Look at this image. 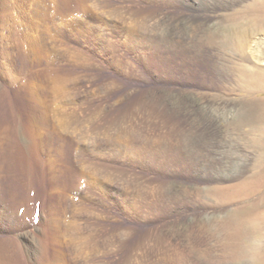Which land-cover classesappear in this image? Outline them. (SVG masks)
I'll return each mask as SVG.
<instances>
[{"label":"rangeland","instance_id":"374dc122","mask_svg":"<svg viewBox=\"0 0 264 264\" xmlns=\"http://www.w3.org/2000/svg\"><path fill=\"white\" fill-rule=\"evenodd\" d=\"M142 11L152 24L174 18L168 38L178 52L161 73L159 34L151 36L157 42L129 41ZM223 14L222 6L184 1L0 0V264H161L159 237L184 250L189 264H260L225 261L219 237L194 229L218 209L194 208L183 187L232 181L198 170L217 166L209 145L222 138L203 108L211 99L194 94L210 93L213 63L207 53L188 60L191 76L177 65L196 53L193 36ZM126 112L129 120L118 119ZM171 126L189 135L182 154L195 172L153 162L150 148L142 159L125 153V130L153 139ZM160 178L172 186L169 196L185 199L168 214L152 205Z\"/></svg>","mask_w":264,"mask_h":264},{"label":"bare ground","instance_id":"6f19581e","mask_svg":"<svg viewBox=\"0 0 264 264\" xmlns=\"http://www.w3.org/2000/svg\"><path fill=\"white\" fill-rule=\"evenodd\" d=\"M159 1L173 3L184 1L211 10L219 5L224 9L222 18L207 22L204 28L201 27V32L193 36L191 47L197 49L196 53L181 55L177 65L185 68L189 74L190 65L187 64V61H198L206 53L213 63L212 69L216 78L208 83L210 93L206 95L204 93L194 94L200 98L206 96L211 99L203 103V108L211 120L215 122L217 128L221 129L219 134L222 138L219 142L214 141L209 145L216 154V156L214 155L215 158H212L218 162L217 166L214 164V167L207 168L206 165H202L198 170L202 172L203 176L217 177L220 180L227 178L228 180L232 179V181L227 182L226 180L224 182L222 180L215 184L206 185L196 183L183 187L186 189V194L193 196L194 208L205 204L204 206L218 209L214 213L206 214L205 217H208L206 220L199 221L202 216L199 217L200 219L194 224V229L201 233L213 235L215 238L219 237L217 238L220 239L218 242L224 249L223 259L225 261H242L250 258L264 264V0ZM145 11L134 14L139 19L130 23L129 41L131 45H137L138 41L136 43V40L146 35L147 39L155 42L156 39L151 36L157 32L159 34V54H166L165 57L157 58L158 61L154 63L157 71L159 70L161 73L166 70L165 67H168L169 61L167 60L175 59L173 56H176L178 52L176 44L169 46L171 47L169 49L165 47L163 49L169 40L170 26L174 18L161 15L159 16V24H157L158 22L152 24ZM157 44L154 43L156 46ZM160 58L162 59L160 60ZM121 66L128 71L131 69H129L130 66L133 67V64L126 62L125 65L121 64ZM189 75L191 76V74ZM129 115V112H126L123 117L118 119L129 120ZM221 123H225L222 128L219 127ZM176 128V126H171L168 135L161 138L156 136L153 139L145 138L144 133L138 129L125 130L123 132L124 139H121L124 141L122 143L126 147L132 146V149L126 150L125 153L135 152V158L142 159L145 150H147L144 148H150L153 162L159 160V163L165 164V167L166 164L169 165L170 163L174 166V169L171 168L174 172L185 174L195 172L190 160L182 154V150L189 142V135L182 130H176ZM128 138L132 142L127 143V145ZM172 138L175 139L172 140ZM108 143L114 148L119 146V141L117 142L112 137H109ZM149 159L151 160V158ZM82 172H87V170H82ZM87 174L83 175L82 178H86ZM94 174L99 175L98 172ZM235 178L237 180H234ZM162 179H159V188L154 189L155 197H152L151 200L152 205L156 208L159 205V212L165 214L168 211L171 212L170 208L177 209L178 205L185 199L179 195L169 196L172 186ZM136 192H138V198L146 199L142 189ZM136 210L141 212V208ZM188 240L189 238L187 242ZM175 246L164 237H159V252L163 257L161 264H189L188 254Z\"/></svg>","mask_w":264,"mask_h":264},{"label":"flooded vegetation","instance_id":"af4514ba","mask_svg":"<svg viewBox=\"0 0 264 264\" xmlns=\"http://www.w3.org/2000/svg\"><path fill=\"white\" fill-rule=\"evenodd\" d=\"M171 42H172V41L168 40V41L165 43L166 46H165V45H164V46L162 45V46H163V49H164V47H165L166 49H167V48H168V49L171 48V47H169V46H172V45H173V43L171 44ZM168 44H169V45H168ZM167 46H168V47H167Z\"/></svg>","mask_w":264,"mask_h":264}]
</instances>
